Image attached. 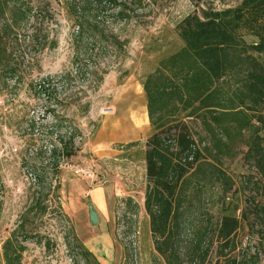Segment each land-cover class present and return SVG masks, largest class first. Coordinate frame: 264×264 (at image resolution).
Instances as JSON below:
<instances>
[{
    "label": "trees",
    "instance_id": "16d2710c",
    "mask_svg": "<svg viewBox=\"0 0 264 264\" xmlns=\"http://www.w3.org/2000/svg\"><path fill=\"white\" fill-rule=\"evenodd\" d=\"M49 6L44 0H0V81L14 80L45 102L42 116L51 123L41 152L49 160L47 172L58 173L61 162L80 152L81 132L63 112L73 107L82 115L89 108L78 97L80 91L72 92L75 78L97 75L96 68L83 74L76 60L91 57L95 49L99 58L126 54L127 41L106 23L127 21L130 15L122 0H62L75 29L74 76L67 72L30 81L17 51L34 42L38 51L56 46L48 39ZM176 31L183 47L161 61L143 84L153 128L145 142L143 209L154 251L164 264H241L231 255L237 248L238 207L222 204L215 222L210 210L232 191L233 181L221 165L240 146L246 149L244 162L264 181V62L256 59L264 56V0H242L235 8L207 11L202 17L188 15ZM242 32L257 41L246 43ZM198 115L209 135L203 147L185 122ZM37 178L43 181L41 175ZM29 238L24 233L23 241ZM75 246L86 264H100L82 243ZM23 250L12 233L2 247L4 264H21Z\"/></svg>",
    "mask_w": 264,
    "mask_h": 264
},
{
    "label": "rangeland",
    "instance_id": "374dc122",
    "mask_svg": "<svg viewBox=\"0 0 264 264\" xmlns=\"http://www.w3.org/2000/svg\"><path fill=\"white\" fill-rule=\"evenodd\" d=\"M44 1L50 3L53 17L48 39L55 40L56 46L38 51L36 42L31 47L20 45L18 63L30 81L67 72L74 76L76 67L75 29L66 19L62 0ZM122 1L128 5L130 19L107 22L106 26L118 29L120 39L127 41L126 54L109 53L99 58L95 49L91 57L76 60L83 74L85 69L96 68L97 75L75 78L72 92L80 91L78 97L89 108L82 115L73 107L63 112L81 132L77 139L80 152L61 162L58 173L47 172L49 160L41 152L47 143L46 126L51 123L42 116L45 102L25 86H15L14 80L0 81V264H4L3 244L14 232L24 247L21 264H86L75 243L84 245L85 228L100 229L88 221V189L115 187L116 183L122 188V179H129L125 185L131 196L122 198L121 192L103 227L111 236L113 249H101L94 256L102 260L100 264H164L154 251L143 209L145 142L153 132L143 84L161 61L183 47L176 26L185 17L235 8L242 0ZM242 36L246 43L257 41L244 32ZM256 59L264 62V56ZM185 122L200 147L208 144L209 135L199 115ZM239 149L236 156L222 160L221 167L233 188L217 200L210 215L215 222L222 204H230L231 209L237 206L240 227L235 237L237 248L231 255L241 264H264V181L244 162L245 147ZM131 166L134 174L128 172ZM24 233H30L31 238L23 241ZM213 253L211 249V261Z\"/></svg>",
    "mask_w": 264,
    "mask_h": 264
},
{
    "label": "crops",
    "instance_id": "0c3cea01",
    "mask_svg": "<svg viewBox=\"0 0 264 264\" xmlns=\"http://www.w3.org/2000/svg\"><path fill=\"white\" fill-rule=\"evenodd\" d=\"M129 164H132L130 162ZM128 172L134 174V167H129ZM142 173L145 178V166L143 162V170ZM124 178V177H122ZM125 182H129L128 180L122 179V188L119 183H116V186H95L88 189L87 197H89L90 203L94 209L96 210L98 216V225L100 229L96 227V230L90 231L89 229L85 228L84 235H86V239L84 241V245L86 246L89 251L96 256L97 252L101 249H113V242L111 239L110 234L107 231L103 232V227H106V218L109 215V209L111 208L112 204H114L117 197L120 196L122 192V198L124 196L130 197L131 195L126 192L127 186ZM133 184V183H132ZM136 186V185H133ZM131 187V186H130ZM145 187V184H144ZM89 221V220H88ZM96 224V225H97ZM102 224V229H101ZM102 230V232L100 231ZM98 262L102 261L100 258L97 257ZM101 263V262H100Z\"/></svg>",
    "mask_w": 264,
    "mask_h": 264
},
{
    "label": "water",
    "instance_id": "95a60500",
    "mask_svg": "<svg viewBox=\"0 0 264 264\" xmlns=\"http://www.w3.org/2000/svg\"><path fill=\"white\" fill-rule=\"evenodd\" d=\"M88 219L91 225H96L98 223V216L92 205L88 206Z\"/></svg>",
    "mask_w": 264,
    "mask_h": 264
},
{
    "label": "built area",
    "instance_id": "2783aa9c",
    "mask_svg": "<svg viewBox=\"0 0 264 264\" xmlns=\"http://www.w3.org/2000/svg\"><path fill=\"white\" fill-rule=\"evenodd\" d=\"M85 176L90 177L91 175L89 172H87V173L85 172Z\"/></svg>",
    "mask_w": 264,
    "mask_h": 264
},
{
    "label": "bare ground",
    "instance_id": "6f19581e",
    "mask_svg": "<svg viewBox=\"0 0 264 264\" xmlns=\"http://www.w3.org/2000/svg\"><path fill=\"white\" fill-rule=\"evenodd\" d=\"M112 112H113V110H111L110 112H108V114L110 115V114H112ZM140 127H142V126H140Z\"/></svg>",
    "mask_w": 264,
    "mask_h": 264
}]
</instances>
